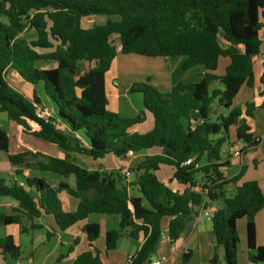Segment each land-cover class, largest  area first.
<instances>
[{
	"label": "trees",
	"instance_id": "trees-1",
	"mask_svg": "<svg viewBox=\"0 0 264 264\" xmlns=\"http://www.w3.org/2000/svg\"><path fill=\"white\" fill-rule=\"evenodd\" d=\"M98 16L106 17V22L83 27V20ZM263 17L264 0H0V113L25 134L57 147L64 155L42 156L43 161H36L40 171L75 182L74 187L63 181L53 186L44 178L24 177L21 168L40 154H9L10 136L0 126V153L8 154L11 165L19 168L16 176L26 185L23 188L0 178V199L16 202L10 211L0 207V227L19 226L26 233L23 221L44 214L53 216L59 231L65 232L92 215L119 216L118 228L106 234V250H116L124 237L133 241L142 237L140 249L128 264H147L156 252L164 220L170 219L169 236L176 242L200 211L217 203L220 207L211 218L217 243L211 264H238L240 219L247 220L250 262L264 264V246H256L255 226L257 214L264 209V194L257 182H240L245 166L231 180L222 172L228 165L222 151L231 131L243 144L244 155L260 144L243 118L254 116V105L246 104L243 111L234 101L243 87L255 88L254 59L264 43ZM27 32H34L35 37L26 38ZM221 39L230 46L223 48ZM113 40L123 55L181 59L172 73L171 92L154 88L150 77L131 86L129 94L142 96L143 109L136 117H122L108 109L106 76L118 56ZM221 57L231 62L225 74L217 76L212 72ZM40 62H54L56 67L42 70L37 67ZM82 62L89 65L86 73L81 72ZM9 69L28 83L44 84L58 127L37 116L36 107L41 106L37 97L31 101L8 85ZM196 70L201 72L184 80ZM216 82L222 88L211 90ZM261 83L264 86V75ZM260 95L264 96V89ZM217 107L226 113L218 115ZM147 113L153 117V129L131 133ZM154 149L161 154L148 156L129 170L130 182L120 173L91 171L77 161L78 155L94 161L107 155L129 159L130 152L136 155ZM190 158L201 168L184 165ZM161 165L175 168L166 183L156 175ZM230 184L236 191L227 197ZM61 192L79 200L76 211L64 210ZM30 227L44 229L42 224ZM84 232L89 249L73 264H102L94 247L101 226L88 223ZM80 241L74 240L69 253ZM0 247L16 260L20 258L21 247L15 246L11 236L0 239Z\"/></svg>",
	"mask_w": 264,
	"mask_h": 264
},
{
	"label": "crops",
	"instance_id": "crops-1",
	"mask_svg": "<svg viewBox=\"0 0 264 264\" xmlns=\"http://www.w3.org/2000/svg\"><path fill=\"white\" fill-rule=\"evenodd\" d=\"M262 22L264 23V17L262 18ZM98 24L96 17H90L83 20V27L88 29L93 25ZM104 24V23H103ZM102 25V24H98ZM261 39L264 41V30L261 32ZM223 48H228L230 44L223 39L220 40ZM118 54L121 50L119 43H116ZM118 59V56L116 60ZM221 59V58H220ZM115 60V61H116ZM114 61V62H115ZM114 62L112 64L111 70L114 67ZM229 62L226 64V69L230 64ZM180 63V60L171 62L175 64L173 66H177ZM220 63V60H219ZM56 64L54 62H41L40 69H54ZM174 68V67H173ZM110 70V71H111ZM226 72V70H225ZM212 74H214L212 72ZM254 74H255V88L250 89L247 87H243L238 94L237 98L234 101V105L240 107L243 111H245L246 104H253L254 109L252 110L254 116L252 118L245 117L247 124L251 128V132L256 134L260 138V144L256 148H252L246 151L245 155L241 153L243 149V144L237 142L235 132L231 131L229 138V146L230 151L226 152L224 156V162L227 163V167L222 170L224 177L227 180H231L238 176L243 166L246 167L245 173L241 178V183L245 182H257L262 193L264 194V96H261L260 93L264 89V86L261 83L262 77L264 75V43L262 45L261 54L254 59ZM223 76V75H222ZM9 78L10 87H12L18 93H22L23 96L33 101L35 97L41 102L42 106L50 109L51 106L46 103L45 98L41 95H37L36 86L25 81L15 70L9 69L6 73V79ZM148 78V77H147ZM151 78V83L153 78ZM157 77L154 78V88L157 90H161L162 93H169L172 90V74L171 72L167 74V79ZM8 80V81H9ZM147 81V79H146ZM136 82H130L126 87L127 92L131 88V86ZM139 83V82H138ZM44 85V84H43ZM107 80H106V91H107ZM114 85H110L111 89H113ZM45 89V86H44ZM117 91H119L117 89ZM47 95V94H46ZM49 98V97H48ZM108 98V109L111 112L119 113L117 110L120 109L119 103V94L111 95L107 93ZM51 110V109H50ZM56 116V113H54ZM150 114H146V119L143 123L135 125L130 132L131 133H139L146 134L153 129L154 122L153 117ZM36 129V128H35ZM11 130L8 134L10 136V149L9 154H15L18 149L23 148V151L26 150L28 153L40 154V158L38 161H43L42 156L46 157H56V158H64V155L58 150L57 147L46 143L36 137L25 134L22 129L16 125L15 123L11 124L9 127ZM12 132L16 134V139L14 145L12 141ZM239 153L237 156L236 153ZM24 153V152H23ZM161 154V150L154 149L150 151H146L141 154H136L129 159H118L113 155H107L105 159L101 161H94L93 159L78 155L77 161L78 164L82 167L87 168L88 170H101L108 173H120L121 176H125L124 172L126 170H131L137 168L141 163L145 161L148 156L159 155ZM34 158H29L30 166H24L21 168L24 177H38L46 179L51 185L56 186L57 184L63 182L69 183L71 187L75 186V182L73 178L63 179L58 178L50 173L40 171L36 166V161L33 162ZM82 163H81V162ZM35 163L34 168L32 169L31 164ZM81 164H80V163ZM18 167H14L11 165L8 159L7 153H0V174H4L7 176L6 180L8 182H12L14 179L18 181H22L19 179V176H16V171ZM175 173V168L168 165H161L159 170L156 172L158 179L161 182H168L172 179ZM131 177L128 178V182H130ZM201 180V177L198 178V181ZM236 187L233 184H230L226 187L227 197H232L235 194ZM3 199V200H2ZM59 199L62 202L63 208L67 212L76 211L79 200L71 197L66 192H61L59 194ZM0 207L10 211L12 208L16 207V202L12 201L9 198H1ZM10 207V208H9ZM220 207V204H211L207 211L214 212ZM119 216H104V215H92L87 220L80 222L65 232H60L59 228L55 222L53 216L42 215L41 218L35 219L30 222V226L32 223L42 224L44 226L43 230H35L33 231L30 227V230L25 226L28 230L26 234L32 233V237L35 236L39 242L44 243L45 245L51 247V252L47 253V257H53L54 264H73L76 258L84 251L89 249V244L87 241L86 233L84 232V228L88 223L97 222L101 226V234L97 242L94 244L95 249L98 251L100 258L102 260V264H128V260L132 257L141 247L143 243V238L140 237L139 241H133L128 237H124L118 243L117 249L113 251L106 250V234L110 230H115L118 228L120 223ZM26 220L23 221V223ZM169 222L170 219H166L162 224V233L161 237L154 254L153 259H157L160 257H167V262L165 264H211V260L215 253L216 248V240L213 233V227L211 219L205 217L201 214V211L198 216L194 217V219L188 224L187 231L184 235L176 242H173L169 236ZM255 226H256V246L263 247L264 246V209L259 212L255 218ZM237 230L240 239L239 244V254H238V264H253L249 259V248L247 243V220L240 219L237 222ZM36 232V233H35ZM22 234L21 229L17 226L16 235H11L10 233H4L0 236V239L11 236L14 240L15 246H20L22 250V245L20 243V235ZM47 234L50 236L48 237ZM18 235V236H17ZM76 238H80L81 241L78 246L74 248L72 253H69V248L74 246V240ZM34 239V238H33ZM32 239V240H33ZM37 239V240H38ZM100 243V244H99ZM52 245V246H51ZM23 253V250H22ZM34 251L29 252V256L33 259ZM187 253L185 259L183 258L184 254ZM218 255L222 259L223 251L222 249L218 250ZM28 256V258H29ZM105 256L106 262L103 257ZM20 260L26 259L24 255H22ZM152 259V260H153ZM31 261V260H30Z\"/></svg>",
	"mask_w": 264,
	"mask_h": 264
},
{
	"label": "rangeland",
	"instance_id": "rangeland-1",
	"mask_svg": "<svg viewBox=\"0 0 264 264\" xmlns=\"http://www.w3.org/2000/svg\"><path fill=\"white\" fill-rule=\"evenodd\" d=\"M96 18H97L98 24H103L106 22V17H104V16H98ZM25 36L28 39H33L35 37L34 32H27L25 34ZM113 41L115 44L118 43L117 40H113ZM178 60H181V59H178ZM171 62H173V61L168 59V58H149V57H142V56H137V55H123L119 52L118 59L114 62L113 69L107 74L106 80H107V84H108L107 93L109 94V96L119 94V103H120V109L121 110H117V112H119L118 114L120 116H122V117H136L137 115L140 114V112L143 109L142 108V96L140 94H129L126 90V87L128 86L127 84H129L130 82H136V83L146 82L147 77L153 78L151 85H154V78L157 79V77H160V78L166 77L165 79H167V74L170 72L172 74L173 71L178 66V65L173 66L175 64H172V66H171ZM227 62H229L228 57H221L218 68L213 73L217 76L224 75ZM40 64H41V62L37 64L38 68L40 67ZM88 71H89V65L86 62H82L81 63V72L86 73ZM199 72H201V71L196 70V71H193L192 73L187 74V76L184 78V80H186L188 77H190L194 74H197ZM8 80H9V78L7 77L6 82L10 86V84H9L10 80L9 81ZM110 85H114V86H112L113 89H111ZM35 86H36L35 88L37 90V95L38 96L42 95L45 98L46 103H48V105L51 106L50 107L51 111L53 113H56L53 103L51 102V100L46 95L43 83L40 82L38 85H35ZM214 88H222V86L220 83L216 82L212 85L211 90ZM117 89L119 91H117ZM20 94H22V93L20 92ZM216 113L218 115L224 114V113H226V109H221V108L217 107ZM212 121H216V116L212 117ZM11 124H13V122L9 120L7 115L5 113H0V126H2L8 133L11 131V130H9V127L11 126ZM15 135L16 134H14L12 132L13 145H14L15 141L18 140V139H16ZM229 151H230V146H229V143H227L224 146L223 151H222L223 156H225L226 152H229ZM23 152L26 153L27 151L26 150L23 151V148H21V149H18V151L15 154H21ZM36 154H38V153H36ZM39 158L40 157H38V159H34L33 162L39 160ZM33 162L31 164V166L33 165L31 167L32 169L35 166V163H33ZM29 166H30V164H29ZM200 177H202V174L198 175V178H200ZM0 178L6 179L7 176L4 174H0ZM18 178L22 179V177H20V176ZM30 222H32V221L26 220L24 222V225L29 230H30ZM4 233H10L11 235H16L17 226H9V227H3L2 226V227H0V236ZM32 233L33 232H30L29 235L26 233H22L20 235V238H21L20 243L22 245V250H23V253H21L20 257L22 255H24L26 257V259L16 260L15 258H13L11 253L6 252L4 248L0 247V264H54L53 257H47V253L51 252V247L47 246V244L45 245L44 243H42V241H41V243L39 242L38 238L41 235H39V237L36 238V240H35V236L32 237ZM32 250L35 252L33 259H31L29 256V252ZM28 256H29V258H28ZM102 257H103L104 261L106 262L105 256H102Z\"/></svg>",
	"mask_w": 264,
	"mask_h": 264
},
{
	"label": "built area",
	"instance_id": "built-area-1",
	"mask_svg": "<svg viewBox=\"0 0 264 264\" xmlns=\"http://www.w3.org/2000/svg\"><path fill=\"white\" fill-rule=\"evenodd\" d=\"M36 112H37V116L44 122H49V121H54L55 120V114L50 110L48 109L47 107L45 106H37L36 107ZM54 124L58 127V123L54 121ZM237 156H239V153L237 152L236 153ZM135 154L133 152H130L129 153V156L130 157H133ZM184 165L186 166H190V165H193L196 169H199L201 168V165L198 164V163H195V159L194 158H190L188 159ZM124 175L127 177V178H130L131 177V173L129 170H126L124 172ZM13 182H16L17 184H19L21 187L25 188L26 185L23 183V182H20L18 181L17 179H14ZM201 214H203L205 217L211 219L213 217V212H209L207 210H202L201 211ZM131 259V257L129 258V260ZM128 260V261H129ZM167 257H160V258H157V259H153L151 260L150 262H148L147 264H165L167 262Z\"/></svg>",
	"mask_w": 264,
	"mask_h": 264
},
{
	"label": "water",
	"instance_id": "water-1",
	"mask_svg": "<svg viewBox=\"0 0 264 264\" xmlns=\"http://www.w3.org/2000/svg\"><path fill=\"white\" fill-rule=\"evenodd\" d=\"M199 124H201V122H199ZM123 160L125 159V158H122Z\"/></svg>",
	"mask_w": 264,
	"mask_h": 264
}]
</instances>
